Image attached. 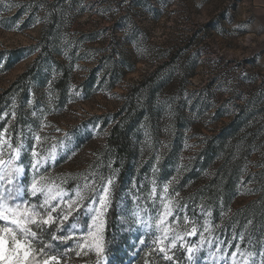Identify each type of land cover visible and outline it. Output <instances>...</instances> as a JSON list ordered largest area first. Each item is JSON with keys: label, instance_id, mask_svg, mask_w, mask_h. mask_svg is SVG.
Listing matches in <instances>:
<instances>
[{"label": "rangeland", "instance_id": "rangeland-1", "mask_svg": "<svg viewBox=\"0 0 264 264\" xmlns=\"http://www.w3.org/2000/svg\"><path fill=\"white\" fill-rule=\"evenodd\" d=\"M0 117L24 166L33 147L46 161L25 181L76 201V220L44 226L59 237L78 221L63 245L45 235L67 249L59 264H216L236 245L264 259V0H0ZM118 121L124 153L109 143ZM108 179L98 257L79 230ZM169 201L184 213L173 207L165 234L155 212Z\"/></svg>", "mask_w": 264, "mask_h": 264}, {"label": "snow or ice", "instance_id": "snow-or-ice-1", "mask_svg": "<svg viewBox=\"0 0 264 264\" xmlns=\"http://www.w3.org/2000/svg\"><path fill=\"white\" fill-rule=\"evenodd\" d=\"M4 116H7V114H4ZM20 135V133H17L18 138ZM10 136L11 134L6 127L0 130V146L10 150L6 153L0 152V264H59L58 256L63 255L67 249L64 248L60 252H57L52 244L44 243L45 235L51 241L63 245L65 241L72 238V233L77 231L78 221L76 223L69 222L67 228L63 230V234L59 237L53 236L52 231L60 229L49 230L44 226L63 225L65 221H69L70 217L72 220H76V217L73 216V212L77 211L76 201L71 196H68L67 200H65L67 193H53L51 188L38 183L35 176L25 181L24 177L28 171L39 175V170L46 161L37 159L38 153L33 147L29 150V163L27 166H24L21 160V152L24 150L25 145L19 142L18 139L17 144L13 146ZM34 139L39 140V136H35ZM4 155L8 156L7 160L3 158ZM50 157L54 159L55 155L50 153ZM110 186L111 180L108 179L107 183L101 186L95 200L89 201V203L93 204V207L90 210L86 205L82 208L84 214L90 219V224H86L79 231L86 233V237H91V241H87L85 238V242H87L89 248L94 247L95 254L98 257L105 254L102 242L103 237L101 235L103 226L101 215L109 204ZM152 191H155V189L153 188ZM164 191L167 192V186H165ZM57 195L59 199L56 198ZM76 195H79V193H76ZM29 198H32L36 202L29 205ZM52 200H56V203L51 204ZM61 204L64 206L61 207ZM173 207L176 208L174 218H178L184 213L182 206H173L171 201L163 205L162 209L156 210L157 223L155 228L157 232L167 233L165 221L169 216H173ZM53 213L56 215L53 216ZM133 215L138 214L133 213ZM207 215H210V213ZM184 218L187 220L186 215ZM146 226L151 227V225ZM210 226L211 221L204 220V231H209ZM196 233L197 229L193 227L187 235L195 236ZM157 239L162 242L161 237H157ZM163 239H167V236L165 235ZM182 239L178 233L173 234L170 246L175 248L177 240ZM209 243L211 244V241ZM215 243L217 249H219L220 245L225 244L223 240H217ZM36 245L39 246L37 247ZM72 246L83 248L84 243L77 244L74 240L73 245H69V247ZM225 246L232 248L231 244ZM46 248L47 251H45ZM158 250L165 255L166 259H170L166 255L165 247H160ZM188 251L191 252L192 249L189 248ZM79 254V252L76 253V255ZM237 255L244 257V264H247V257L252 254L242 252L239 245H236L231 252L216 257V264H239L236 260ZM261 255L264 256V253ZM253 264H256V262L253 261ZM260 264H264V259L260 261Z\"/></svg>", "mask_w": 264, "mask_h": 264}, {"label": "trees", "instance_id": "trees-1", "mask_svg": "<svg viewBox=\"0 0 264 264\" xmlns=\"http://www.w3.org/2000/svg\"><path fill=\"white\" fill-rule=\"evenodd\" d=\"M27 72H24L14 83L13 85L7 90H11L21 82L23 78L27 75ZM120 122L115 125V127L112 130V135L110 136L109 143L111 146L115 147L117 152L119 153H124V150L126 149L127 145V129L129 125H124V128H120ZM216 151L212 149L211 153L207 155L206 163H208V160L211 158V155L214 154ZM125 176V173H124ZM214 185V183H213ZM264 192V191H263ZM116 217H117V204L116 200L114 198V202L112 203L108 216H107V235L110 237L112 234L116 233V227H115V222H116ZM257 233H259V236H261L264 233L263 227H257ZM119 255V254H118Z\"/></svg>", "mask_w": 264, "mask_h": 264}]
</instances>
